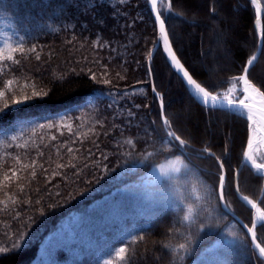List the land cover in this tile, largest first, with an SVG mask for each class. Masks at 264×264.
I'll return each instance as SVG.
<instances>
[{
  "label": "trees",
  "instance_id": "1",
  "mask_svg": "<svg viewBox=\"0 0 264 264\" xmlns=\"http://www.w3.org/2000/svg\"><path fill=\"white\" fill-rule=\"evenodd\" d=\"M258 1L263 10L264 32V0ZM181 2L185 5L184 8H181ZM172 3L174 12L179 15L170 14L165 19L172 46L178 57L198 81L213 85L218 92L225 90L233 77L241 75L243 64L256 51L258 43L254 29L256 14L251 3L248 0H219L218 14L209 12L210 0L201 2L172 0ZM234 8L238 13H233ZM41 10L38 0H0V19L15 25L10 27L14 33L16 30L22 31L27 23H34ZM112 10V7L97 10V15L106 21L104 25L98 24L89 16H80L78 21L73 22L77 33L75 47L79 46L80 41L88 40V44L79 51L75 50L74 45L65 44L72 35V24H69L68 31L58 34L49 33L47 28L44 29L45 34L39 36L38 43L44 46L45 59L47 53L54 50V58L45 66L48 71L35 72L37 67L35 60L28 61L25 68L33 70V74L38 77L37 84L46 91L50 89L49 95L44 99L33 101L19 112L6 113L0 117V126L20 118L38 117L44 113L54 114L66 109H74L78 102L86 100L101 88V85L83 75L69 76L67 80L61 82L53 78L52 71L55 70L58 76L74 66L69 63L62 64V61L80 59L83 56L93 58L97 53L90 44L99 33L102 34L100 42L106 43L110 40L113 44L119 45V52L127 61L121 66L120 60L116 59L109 67L120 71L125 77L115 80L114 84L120 89H128L130 93L134 91L136 94L130 96L131 101L142 105L137 112L138 119L132 122L131 128L135 139L141 143L137 145V150L132 152L131 157H128L116 154L114 140L120 138L118 133L109 136L100 135L99 148L91 142L96 139L95 137L85 140L80 146L82 151L78 153L80 158L77 161L79 167L76 171H80L81 175L75 176L73 170H67L63 179L57 176L52 180L48 189L52 193L51 200L45 194V202L57 203L58 207L46 209L43 216L28 209L22 213V219L15 221L7 218L9 213H0V221H5L0 223V244L10 246L19 238L20 232L26 233L21 247L12 253L0 256V264H100V256L103 255L101 249L108 246L118 247L136 233H143L144 241L129 244L126 260L116 264H129V261L130 264H171L169 250H166L162 244L168 243L174 247L179 242H183L181 238L167 235L172 216L176 212L175 192L180 190L188 195L190 189L182 178H177V182L170 186L167 193L158 190L157 182L143 183L144 177L153 167L141 163L138 153L142 150L141 144L146 139L144 133L152 128L158 130L161 122L160 109L152 92L153 83L163 96L165 114L177 134L189 140L195 149L203 148L205 141L210 142L212 151L217 155L222 154L227 137L230 145L229 153L225 157L226 168L229 165L232 169L240 166L243 146L248 134L247 121L224 110L206 112L204 108L198 106L189 97L160 48L156 49L150 61L152 67L150 80L145 57L148 51L154 48L153 41L157 39V32L153 31V19L146 0H131V3L124 7L127 15L120 18L119 25L110 16ZM187 12L193 17L189 23L184 20ZM138 16H142L143 20H138L130 29L123 28L125 22L130 23ZM221 17L226 20L222 21ZM43 23L60 28L67 22L50 19ZM123 31L128 32L129 39L135 38L134 42L128 45L127 52L123 47L125 37L118 34ZM225 46L226 51L222 49ZM108 55L107 49L99 51L104 63H108L106 59ZM208 59L212 62V69L216 70V73L206 79L203 68L198 62H205L208 66ZM76 67L79 70V66ZM97 70L99 71V68ZM249 78L264 90V48L255 67L250 69ZM145 104L148 107H143ZM152 121L156 122L155 125ZM97 131L103 130L97 129ZM127 135L128 133H125V137ZM88 148L92 149L93 155L85 161L88 153L84 150ZM2 151L4 149H0V152ZM8 151L13 155L21 152L20 149L15 148ZM119 151L123 153L132 150ZM46 152L48 155H54L48 150ZM102 154L109 158L104 160ZM191 159L193 165L203 170L200 178L204 186L211 191L213 185L218 183L215 162L211 158L199 159L195 154ZM163 161L165 157L160 156L156 163ZM85 162L89 167H84ZM13 163L11 160L0 163V170ZM105 166L109 169L108 172H104ZM210 172L213 174L209 175ZM232 176L233 174L229 172L226 181H231ZM240 179L244 194L250 195L246 192L248 191L246 187L259 194L261 182L250 176L247 168L243 170ZM39 183L43 187V181ZM198 190L203 194L199 186ZM56 192L61 193L59 198L55 196ZM226 195L233 206L234 214L244 223L249 222L251 210L236 197L234 187L226 186ZM0 198H3V193H0ZM27 216H33L35 222L25 227ZM229 221L232 222L230 228L241 233L238 223L230 216ZM77 227L92 230L93 236L88 238V232L82 235V232L74 231ZM78 239H82L83 243L77 249H68L61 244ZM216 239L217 237L214 236L205 237L186 264H214L215 253L208 252L207 248L212 246ZM244 264H252V260L247 259Z\"/></svg>",
  "mask_w": 264,
  "mask_h": 264
},
{
  "label": "snow or ice",
  "instance_id": "2",
  "mask_svg": "<svg viewBox=\"0 0 264 264\" xmlns=\"http://www.w3.org/2000/svg\"><path fill=\"white\" fill-rule=\"evenodd\" d=\"M147 2L154 14L153 31H158V38L153 41V45L157 49L162 45L170 67L181 78L192 98L206 112L225 109L233 115L246 118L248 132L239 168L232 169L230 165L226 168L225 157L229 153L230 145L227 137L221 155L212 151L210 142L207 141L203 148H193L189 140L182 138L173 129L172 122L165 114L163 96L153 83L152 92L159 100L161 122L158 130L152 128L144 133L146 139L141 144L142 150L138 153L140 162L154 168L158 174L156 180L161 193H167L170 186L177 182V178H182L190 189L188 195L176 190V212L172 216L167 233L168 236L181 238L183 242H179L174 247L168 243H163L162 246L169 250L171 264H186L204 238L214 236L217 237L216 241L207 248L208 252L215 253L214 264H244L247 259H251L252 264H264V241L258 238V230L264 229V206H262L264 200L254 199L244 194L240 179L243 170L247 168L249 175L261 182L259 187L264 192V90L249 78L250 69L255 67L258 57L255 53L250 55L242 66V74L232 78L233 82L241 84L239 95H233V88H228L223 93L218 92L213 85L198 81L174 50L166 19L162 18V9L168 14L179 15L174 12L172 0L167 2L166 0H147ZM250 2L255 5L256 19L259 21L260 4L258 0H250ZM38 3L42 10L37 14L34 23H27L22 31L16 30L14 34L0 30V117L11 111L19 112L25 106L31 105L33 101L44 99L49 95L50 89L46 91L44 87L37 84L38 77L33 74V70L25 68L28 61L35 60L37 62L35 72L48 71L45 66L54 58V50H50L45 59L44 46L38 43L39 36L45 34V28L49 33L58 34L68 31L69 24H72V35L65 44L75 47L77 33L73 22L78 21L80 16H89L98 24L104 25L106 21L97 15V10L112 7L110 16L119 25L120 18L127 15L124 7L129 5L131 0H55V3L53 0H38ZM180 6L185 7L183 2ZM219 8V0H210L211 14H218ZM50 19L64 20L67 23L62 24L60 28L43 23ZM138 20H143V17L138 16L130 23L125 22L123 28H132ZM4 26L15 27L12 24ZM118 34L125 37L123 47L127 52L128 45L133 43L135 38L129 39L127 31ZM101 35L98 33L97 38L91 41L90 47L97 53L93 58L83 56L80 59L62 61V64L69 63L74 66L58 76L55 70H52L53 78L61 82L67 80L69 76L83 75L101 85V88L86 100L78 102L74 109H66L54 114L44 113L38 117L20 118L0 126V149H4L0 152V163L7 160L14 162L0 170V193H3V198H0V213H9L8 219L20 220L23 218L22 213L28 209L43 216L46 209L59 206L57 203H46L45 194L51 200L52 193L48 189L52 180L57 176L63 179L67 170H73L75 176L81 175L80 171H76L79 167L77 161L80 158L78 153L82 151L80 146L85 143V140L95 137L96 139L91 142L99 148L100 135L109 136L118 133L120 138L114 140L116 154L128 157H131L132 152L136 151L137 145L141 143L135 139L131 128L132 122L138 119L137 112L142 105L131 101L130 96L136 94L134 91L130 93L128 89H120L114 84L115 80L125 77L120 71L109 67L116 59L120 60L121 66L127 61L119 52L120 46L113 44L110 40L101 43ZM258 40L260 46L264 48V32L258 33ZM87 44V39L80 41L75 50L79 51ZM103 49L108 50L109 55L106 57L108 63H104V58L99 56V51ZM152 57L153 52L150 49L145 57L147 75L150 80ZM202 70L205 78H210V67ZM143 107L148 105L145 104ZM155 123L152 121L153 125ZM97 129L103 131L100 132ZM125 133H128L127 137ZM14 148L20 149L21 152L13 155L11 151H8ZM120 149L132 151L121 153ZM46 150L53 152L54 155H48ZM84 151L88 153L85 158L87 161L93 155L92 149L88 148ZM193 154L199 159L211 158L215 162L218 183L213 185L211 191L204 186L200 178L203 170L192 164ZM102 156L104 160L109 158L104 154ZM160 156L165 157L164 163H156ZM84 167H89V164L85 162ZM103 170L109 171L107 166ZM229 172L233 174L232 180L226 181ZM212 174L209 173V175ZM41 180L43 187L39 183ZM198 186L203 190V194L198 190ZM226 186L234 187L239 199L253 210L250 221L239 224L242 234L230 228L232 222L229 221V215L234 216V209L227 198ZM55 196L59 198L61 193L56 192ZM3 222L5 221H0V223ZM34 222L33 216H27L25 227ZM4 234L7 235V233ZM25 235L26 233L20 232L19 238L10 246L0 244V256L18 250ZM144 239L143 233H136L118 247L108 246L101 249L100 252L103 255L100 256V264L124 262L129 252V244L143 242Z\"/></svg>",
  "mask_w": 264,
  "mask_h": 264
},
{
  "label": "rangeland",
  "instance_id": "3",
  "mask_svg": "<svg viewBox=\"0 0 264 264\" xmlns=\"http://www.w3.org/2000/svg\"><path fill=\"white\" fill-rule=\"evenodd\" d=\"M202 0H199V2H201ZM166 2H167V0H166ZM146 3H147V1H146ZM252 5V4H251ZM158 7H159V5H158ZM253 7V6H252ZM255 10V9H254ZM233 11V13H238V10L237 9H233L232 10ZM162 18L164 17V18H167L170 14H168V13H166V12H164L163 11V9H162ZM193 17L187 12V14H186V17H184V20L187 22V23H189L190 22V20L192 19ZM222 21L225 19L224 17H221L220 18ZM200 20V19H199ZM226 20V19H225ZM224 20V21H225ZM4 25H8V23H6L4 20H1L0 19V30H3V31H7V32H9L10 34H14V32L12 31V29L10 28V27H6V26H4ZM254 29H255V27H254ZM255 34H256V31H255ZM157 38H158V32H157ZM256 40L258 41V39H257V34H256ZM256 41V42H257ZM258 44V43H257ZM257 48V47H256ZM155 49V47L153 48V50ZM224 51H226L227 50V47L225 46V47H223L222 48ZM153 50H152V52H153ZM160 50L163 52V48H162V46L160 47ZM256 52V51H255ZM163 54L165 55V53L163 52ZM166 56V55H165ZM228 60H230V58L228 57ZM208 66L206 65V63L205 62H202V61H200V62H198V65L200 66V67H202V68H209L210 67V69H211V74H214V73H216V70H214V69H212V62L208 59ZM242 74V73H241ZM240 76V75H239ZM235 84V86H233ZM228 88H233V95L234 96H237V95H239L240 94V88H241V85H240V83H238V82H233V80H231L230 81V83H229V85H228V87L225 89V90H223V91H219V92H221V93H223V92H225ZM155 98H156V101H157V103H158V106H159V100H158V98L155 96ZM176 103V102H175ZM159 109H160V106H159ZM248 135V134H247ZM247 140V139H246ZM243 158V157H242ZM165 161H163L162 163H164ZM157 173L155 172V170H154V168H152L147 174H146V176L144 177V181H143V183H155V182H157V180H156V177H157ZM246 188H248V191L246 190V192H248L249 194H250V196H252L253 198H259V196H260V192H261V190L259 191V194L257 193H255L253 190H251L249 187H246ZM245 189V188H244ZM263 200H264V197H263ZM262 206H264V205H262ZM252 215V211H251V214H250V216ZM81 228H82V231H81ZM86 227H77V228H75V230L74 231H77V232H79V233H81L82 235H85L87 232V236H88V238L89 237H91V236H93V231L92 230H87V228L85 229ZM90 231V232H89ZM88 238H86V239H88ZM258 238L261 240V241H264V229H259L258 230ZM84 240V239H83ZM81 243H83L82 242V239H78V240H76V241H71V242H66V243H64V242H61V244H62V246H65L66 248L68 247V249H77V248H79V246H80V244Z\"/></svg>",
  "mask_w": 264,
  "mask_h": 264
},
{
  "label": "water",
  "instance_id": "4",
  "mask_svg": "<svg viewBox=\"0 0 264 264\" xmlns=\"http://www.w3.org/2000/svg\"><path fill=\"white\" fill-rule=\"evenodd\" d=\"M147 1V0H146ZM250 1V0H249ZM259 2V1H258ZM260 4V3H259ZM147 6H148V9L150 11V14H151V17L152 19L154 20V14L152 13L151 11V6L150 4L147 2ZM253 7H255V5H253ZM260 8H261V5H260ZM257 25H259V27L257 28ZM255 30H256V34H257V39H258V33L259 32H262V8H261V13H260V19L259 21L256 20L255 22ZM158 32V31H157ZM162 46V45H161ZM156 48L153 50V54L155 52ZM261 50H262V47L260 46V42L258 40V44H257V48H256V52L255 54L257 55V57L259 58L260 54H261ZM166 55V54H165ZM169 62V61H168ZM170 63V62H169ZM174 71V70H173ZM175 72V71H174ZM176 74V73H175ZM177 75V74H176ZM178 76V75H177ZM178 78L180 79L181 81V78L178 76ZM182 82V81H181ZM184 88H185V85L184 83L182 82ZM241 85V84H240ZM186 89V88H185ZM187 91V90H186ZM189 97L200 107H202L195 99L192 98V96L189 94V92L187 91ZM226 103V102H225ZM203 108V107H202ZM219 110H224L226 111L225 109H219ZM236 194V193H235ZM237 196V195H236ZM263 197H264V192H260V196L258 199L260 200H263ZM237 198L239 199V197L237 196ZM240 200V199H239ZM241 201V200H240ZM244 205H246L248 208H250V206H248L245 202L241 201ZM251 209V208H250ZM252 210V209H251ZM253 211V210H252ZM232 219H234L238 224H242L244 223L240 218H238L236 215H229Z\"/></svg>",
  "mask_w": 264,
  "mask_h": 264
}]
</instances>
